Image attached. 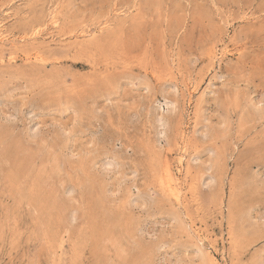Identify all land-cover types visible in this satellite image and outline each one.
I'll return each mask as SVG.
<instances>
[{"label":"rangeland","instance_id":"rangeland-1","mask_svg":"<svg viewBox=\"0 0 264 264\" xmlns=\"http://www.w3.org/2000/svg\"><path fill=\"white\" fill-rule=\"evenodd\" d=\"M0 264H264V0H0Z\"/></svg>","mask_w":264,"mask_h":264},{"label":"bare ground","instance_id":"bare-ground-1","mask_svg":"<svg viewBox=\"0 0 264 264\" xmlns=\"http://www.w3.org/2000/svg\"><path fill=\"white\" fill-rule=\"evenodd\" d=\"M1 26H2V25H1ZM183 150H184V148H183ZM180 158H182V157H180ZM165 169H167V168H165ZM172 174H173V173H172ZM164 175L166 176V177H165V178H166L165 180L168 181V184H170V185L174 184V183H173L174 180H173V178H172L173 175L171 176V174H170V172H169L168 170L166 171V173H164ZM166 181H165V182H166ZM179 181H180V180H179ZM201 181H202V180H201ZM178 185H179V184H178ZM178 185H177V186H178ZM173 191H174V190H173ZM179 193H180V192H179ZM173 194H174V193H173ZM14 197H15V196H14ZM177 197H178V196H177ZM200 242H201V241H200ZM58 244H59V243H58ZM61 244H62V243H61Z\"/></svg>","mask_w":264,"mask_h":264}]
</instances>
